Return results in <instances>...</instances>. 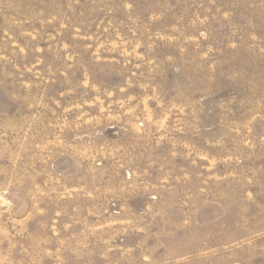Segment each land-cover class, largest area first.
<instances>
[{
    "label": "rangeland",
    "instance_id": "rangeland-1",
    "mask_svg": "<svg viewBox=\"0 0 264 264\" xmlns=\"http://www.w3.org/2000/svg\"><path fill=\"white\" fill-rule=\"evenodd\" d=\"M0 264H264V0H0Z\"/></svg>",
    "mask_w": 264,
    "mask_h": 264
}]
</instances>
